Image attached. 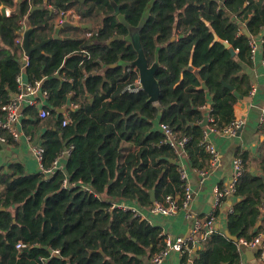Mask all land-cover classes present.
Returning <instances> with one entry per match:
<instances>
[{
  "label": "trees",
  "instance_id": "obj_1",
  "mask_svg": "<svg viewBox=\"0 0 264 264\" xmlns=\"http://www.w3.org/2000/svg\"><path fill=\"white\" fill-rule=\"evenodd\" d=\"M3 1L12 7V14L0 9L4 49L0 104L18 90L26 51L15 39L19 21L26 16L32 50L25 75L30 81L44 78L52 110L51 116L41 118L37 109L25 107L23 133L32 140L40 135L45 168L66 147L74 148L63 169L53 175L46 176L42 170L28 173L20 161L1 167L0 264H140L138 255L153 256L165 247L164 236L131 211L110 210L111 203L124 199L149 206L154 202L152 193L160 200L169 181L183 183L175 150L154 130L158 121L189 136L185 148L192 163L209 169L210 155L201 144L203 107L211 104V113L223 115L227 123L236 118L239 95L250 87L240 64L249 59L250 38L240 33V24L251 36L261 33L264 0H0V4ZM114 3L132 25L139 23L151 4L141 40L149 63L159 52L156 77L161 95L156 103L148 100L144 90H123L135 77L130 67L111 66L137 57L128 40L111 41L128 33L114 14ZM38 5L41 8H33ZM50 5L77 9L85 23H96L93 33L88 35L86 27L65 26L60 38L37 48L56 31ZM224 41L238 53L232 55ZM214 86L220 89V98L210 103ZM72 101L79 108L71 113L72 124L64 126L58 109ZM1 133L13 140L7 130ZM262 175L253 174L243 161L233 210L227 215V230L237 240L224 232L213 233L202 243L195 264H240L239 241L251 240L264 230ZM66 178L83 180L94 193L63 187ZM19 241L28 246L17 249Z\"/></svg>",
  "mask_w": 264,
  "mask_h": 264
},
{
  "label": "built area",
  "instance_id": "obj_2",
  "mask_svg": "<svg viewBox=\"0 0 264 264\" xmlns=\"http://www.w3.org/2000/svg\"><path fill=\"white\" fill-rule=\"evenodd\" d=\"M14 3H18L21 0H11ZM0 9L4 12L5 15L10 16L12 14V7L8 5L6 1H3L0 4ZM50 10L53 15V25L54 28L63 26L66 22H71L76 26H83L86 24L82 20V15L77 12L75 8H67L62 9L57 7L56 5H50ZM21 24V28L18 36L16 37V42L19 44H23L24 34L28 28V23L26 20V16L21 18L19 21ZM81 22L82 25L78 23ZM243 33V30L240 31ZM249 46H250V55L255 57L257 50L262 44L263 39L255 36H249ZM29 64V56L26 53L22 59L21 72L17 76L18 90L15 92L10 100L5 103L0 104V111L3 115H0V140L6 141L7 137L2 135V130H7L13 137L14 140H18L21 133L20 125L22 124L25 107H34L37 109L38 114L41 118H47L51 116V106L49 103V92L44 88L43 82L44 78L28 80L25 71ZM264 64V62H263ZM102 70V69H101ZM99 70V71H101ZM131 77L134 74V80L128 82L123 90L131 93H137L140 90H143V86L140 81V75L138 69L136 67H131ZM61 108H63L62 111ZM58 109V114H62L63 121L62 124L64 126L72 124L74 121L73 115L71 114L75 110L79 108V103H75L72 101L68 105H64ZM206 110L207 121L209 122V126L203 129V134L201 138V144L205 147L206 151L210 155V166L216 167L221 161V154L217 149L216 145L209 140V134L212 132H222L230 136H236L239 130L243 127L244 121L242 119H234L229 123H226L222 126H218L214 120V114L211 113V107L208 109L207 106L203 107ZM159 130L164 135V142L173 147L176 152L178 158L181 156H189L186 152V144L189 141V136L181 135L176 132L175 129L170 126L166 122H161L159 124ZM32 141V139L29 137ZM74 146L70 145L66 147L53 161L52 165L48 168L43 166V155L44 148L38 144L33 145V152L40 164V169L44 171L46 176L53 175L57 170L63 169V162L65 163L68 157L70 156ZM243 168V159L241 156H237L234 158V175L232 179L228 182H223V185L216 186L214 191V202L211 206L210 210L205 214L204 217H195L191 210L190 205L193 200V191L189 185L185 183L186 171L179 165L178 170L180 172V178L183 181L182 184H178L182 187L183 196L181 200V207L186 211V215L188 217L194 218L192 229L186 235L173 236L170 234L164 235L165 247L160 251L156 252L154 256L151 258L149 263L146 264H162L164 258L168 255L170 251H177L183 255H190L193 251V248L197 246L199 243H203L207 238H209L213 233L218 232L217 222H218V214L217 211L225 202L229 200V198H235L236 192V184L238 178L241 174ZM204 175L206 172L200 170ZM63 187L73 188L79 187L82 190H87L90 193H94L92 187L85 183L83 180L78 179L75 181H70L66 178L63 181ZM179 207V202L172 195V193H164L162 194V199L155 201L148 208L151 213H161V214H172ZM110 210L119 209L123 211H131L134 216L142 215L143 209L135 203L127 200H119L116 199L111 203L109 208ZM261 212L264 214V203L261 205ZM233 210L232 206L230 207L229 212ZM206 222V224L204 223ZM28 244L24 241H19L16 244V248L21 250L24 247H27ZM239 246L248 247L251 250H254L256 257L260 260L261 264H264V232H260L251 240L241 239L239 241ZM59 253V250H54L53 254ZM46 261V259H42ZM192 264H195L192 262Z\"/></svg>",
  "mask_w": 264,
  "mask_h": 264
},
{
  "label": "crops",
  "instance_id": "obj_3",
  "mask_svg": "<svg viewBox=\"0 0 264 264\" xmlns=\"http://www.w3.org/2000/svg\"><path fill=\"white\" fill-rule=\"evenodd\" d=\"M82 20L84 21L83 17ZM86 25V28L89 29L88 35H91L93 33L89 28L91 26L88 23H86ZM258 37H262L260 40L263 39L264 42V29L258 34ZM263 42L260 44L255 57L250 55L249 59L240 60L241 73L246 75V82L248 84L250 83L249 92L245 95H239L238 102L235 106V119H242L244 121L243 127L239 130L236 136H230L222 132H212L209 134V140L216 145L221 154L220 163L216 167L210 166L209 169L205 170L206 173L203 175L200 171L201 169L194 166L189 156L187 157L183 155L178 158L176 155L177 164L180 165L187 174L185 183L189 185L193 191L194 196L190 205V210L195 217H204L210 210L214 202V191L216 186L223 184V182L226 183L232 179L234 175L235 157L241 156L244 163L250 167L253 174H264ZM238 51L239 49H235V54L238 53ZM3 54L4 49L0 45V58ZM243 86L246 88L247 84L244 83ZM218 98H220V89L214 86L212 88V93L209 95L210 103ZM208 104L205 106L210 109L211 104ZM205 117H207L206 112ZM214 120L218 126H222L227 123V119L221 114H214ZM160 123L161 122L159 121L155 123L154 130H159ZM208 126L209 122L203 127L206 129ZM20 128L22 131L23 122L20 125ZM29 137V135L21 133L18 140H10L8 138L6 141L0 140V169L2 166H7L12 162L20 161L25 164L26 171L28 173L41 171L40 164L33 152L34 140L31 141ZM206 168H208V165ZM167 192L172 193V195L179 202L178 209L174 213L168 215L149 212L148 207L150 205L143 206L137 201H127H131L140 206L141 209H143V214L137 215V217L146 220L151 226L158 228L161 235H186L192 229L194 218L188 217L186 215V211L180 205L183 196L182 187H180L178 183L169 181L163 189L161 195ZM153 201L155 202L157 200L154 199ZM232 205L233 200L232 198H229V200L219 208L218 222L216 224L218 232L226 233V231H228L227 215ZM261 221L264 223L263 213L260 216V222ZM261 232H264V230ZM202 248L203 244L199 243L193 248L190 255H183L177 251H170L164 258L162 264H192V262L199 256V251ZM239 250L241 253L240 264H261L254 252L255 249L252 250L254 255L248 254V252L251 251L248 247L241 246ZM153 256H150V254L145 256L138 255V258L141 259L140 264L149 263Z\"/></svg>",
  "mask_w": 264,
  "mask_h": 264
},
{
  "label": "water",
  "instance_id": "obj_4",
  "mask_svg": "<svg viewBox=\"0 0 264 264\" xmlns=\"http://www.w3.org/2000/svg\"><path fill=\"white\" fill-rule=\"evenodd\" d=\"M80 1L84 2L85 0H80ZM113 5H114V14L117 16L119 21L126 26L128 33L125 36H122V35L115 36L111 41L117 40V39L128 40L132 44V46L134 47L135 51L137 52V57L132 61L121 60L117 63L112 64L111 66L115 67L118 64H121L123 66L130 67V68L136 67L139 71L140 81H141V84L143 86V90L146 91V93L148 94V100L156 103L159 101V98L161 95V86H160L159 80L156 77L157 70L160 66L159 52H158V50L156 51L155 60L152 63H149L147 56L145 54V51H144L142 40H141V30L143 29L144 25L146 24V22L150 16L151 4L147 5V7L145 8V10L142 14V17H141V19L137 25L130 24L126 20L125 15L120 13L118 5L116 3H114ZM33 8H41V6L38 5V6H34ZM65 26H74V24L71 22H66L63 26L58 27L56 29V31L54 32L53 36L48 38V39L43 40L40 44L37 45V48H41L43 46V44L47 41H50V40L55 39V38H60L61 37L60 31ZM86 26L87 25L85 24L84 27H86ZM240 27L243 30V32L249 37L250 33H249L247 27L244 24H240ZM30 32H31V28L28 27L25 34H24V41L22 44L25 51H26V55H28V56L32 50V47L29 44ZM215 39H218L217 35H215ZM224 43L230 49L232 55H234L235 54L234 48L229 44L228 41H224ZM192 59H193V57L191 56V62H192ZM182 77H183V75H182ZM199 77L201 80L202 87L207 89V85H206L205 81L201 78L200 75H199ZM226 85L233 89L232 86H230L228 84H226ZM62 110H63V108H61L60 111H62ZM207 123H208L207 117H205L204 121L201 122V126H206ZM39 142H40V135L34 140V144L36 145ZM154 199H155L154 193H152V200H154ZM226 235L233 240H237V237L231 235L229 233V231H226ZM56 254L59 255V253H56ZM248 254L254 255L252 250L249 251Z\"/></svg>",
  "mask_w": 264,
  "mask_h": 264
},
{
  "label": "rangeland",
  "instance_id": "obj_5",
  "mask_svg": "<svg viewBox=\"0 0 264 264\" xmlns=\"http://www.w3.org/2000/svg\"><path fill=\"white\" fill-rule=\"evenodd\" d=\"M96 25V23L93 25L92 24V26L91 27H89L90 28V30L93 32L94 31V26Z\"/></svg>",
  "mask_w": 264,
  "mask_h": 264
},
{
  "label": "bare ground",
  "instance_id": "obj_6",
  "mask_svg": "<svg viewBox=\"0 0 264 264\" xmlns=\"http://www.w3.org/2000/svg\"><path fill=\"white\" fill-rule=\"evenodd\" d=\"M73 9V8H72ZM79 25H82V23L81 22H79L78 23ZM84 27V26H83ZM139 72V71H138ZM221 185H223V184H220V185H218V186H221ZM65 188H67V187H65ZM205 224H206V222H204Z\"/></svg>",
  "mask_w": 264,
  "mask_h": 264
}]
</instances>
